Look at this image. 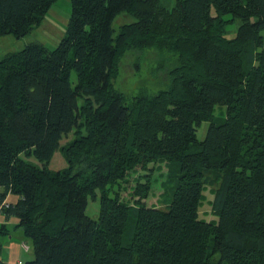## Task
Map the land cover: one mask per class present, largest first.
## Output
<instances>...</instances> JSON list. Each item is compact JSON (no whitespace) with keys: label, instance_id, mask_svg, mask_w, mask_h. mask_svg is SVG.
<instances>
[{"label":"trees","instance_id":"1","mask_svg":"<svg viewBox=\"0 0 264 264\" xmlns=\"http://www.w3.org/2000/svg\"><path fill=\"white\" fill-rule=\"evenodd\" d=\"M56 1L0 0V38L28 36ZM174 1L70 0L54 50L0 58L1 213L31 243L23 264H264V0ZM122 13L135 21L114 33ZM129 50L173 65L160 66L164 90H114ZM57 151L67 167L52 171ZM162 163L166 207L145 205L148 180L121 199L131 174ZM208 184L210 222L199 218Z\"/></svg>","mask_w":264,"mask_h":264},{"label":"rangeland","instance_id":"2","mask_svg":"<svg viewBox=\"0 0 264 264\" xmlns=\"http://www.w3.org/2000/svg\"><path fill=\"white\" fill-rule=\"evenodd\" d=\"M162 5L170 9L174 6V0H161ZM70 15V0H57L48 13L45 15L43 21L38 27H34L30 34L24 38L16 39L13 36H6L0 38V58L8 53L21 51L29 44H40L49 50H54L61 39L65 36L67 23ZM228 18V17H227ZM133 17L126 13L119 14L112 26L114 33H117L122 25L133 23ZM237 23L229 29V37H232ZM166 63L161 60L155 50L136 51L129 50L120 56L117 63V75L113 81V88L116 92L122 94L127 99L136 96L144 91L149 94H154L160 90H164L167 86V80L164 79L166 72L160 66ZM170 66V67H169ZM173 66V65H172ZM171 64H166L164 69L172 67ZM72 84L75 83V74L71 75ZM224 110V108H222ZM220 107H216V113ZM220 112V111H219ZM218 112V114H219ZM207 125L203 124L198 129V139L202 140L205 136ZM75 138V132H72L61 141V147H66ZM29 162L38 165L34 159H29ZM66 162L62 154L57 151L50 164L49 169L58 171L66 168ZM170 168L162 163L160 165H150L147 171H138V173L131 174L126 183L120 186V197L128 203H133L137 198H133L132 190L136 183L146 184V180L150 183L148 197L143 201L148 207H166L169 187L171 184L166 182L170 174ZM213 187L211 184L206 185L203 192V200L199 208V218L206 222L215 221V217L211 211V202L213 199ZM99 194V191L97 192ZM86 215L92 219L97 220L99 215V199L95 201L88 200ZM33 259V254L31 259Z\"/></svg>","mask_w":264,"mask_h":264},{"label":"crops","instance_id":"3","mask_svg":"<svg viewBox=\"0 0 264 264\" xmlns=\"http://www.w3.org/2000/svg\"><path fill=\"white\" fill-rule=\"evenodd\" d=\"M18 201V197L8 194L4 199L5 205H13ZM17 218L8 220L1 213L0 203V262L3 264L24 263L31 259V243L26 240L22 231L17 227Z\"/></svg>","mask_w":264,"mask_h":264},{"label":"built area","instance_id":"4","mask_svg":"<svg viewBox=\"0 0 264 264\" xmlns=\"http://www.w3.org/2000/svg\"><path fill=\"white\" fill-rule=\"evenodd\" d=\"M17 264H22V263L18 262Z\"/></svg>","mask_w":264,"mask_h":264}]
</instances>
